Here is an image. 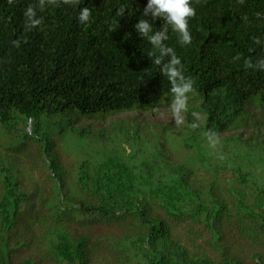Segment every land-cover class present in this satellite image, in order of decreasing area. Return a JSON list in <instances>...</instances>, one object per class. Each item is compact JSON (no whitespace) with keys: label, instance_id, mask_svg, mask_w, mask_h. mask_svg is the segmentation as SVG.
<instances>
[{"label":"trees","instance_id":"16d2710c","mask_svg":"<svg viewBox=\"0 0 264 264\" xmlns=\"http://www.w3.org/2000/svg\"><path fill=\"white\" fill-rule=\"evenodd\" d=\"M30 3L0 0V156L31 173L0 165V264H264V71L244 66L264 57V0H192V42L169 30L195 81L179 125L134 27L147 0H58L26 31ZM80 114L136 121L87 153L62 124Z\"/></svg>","mask_w":264,"mask_h":264},{"label":"clouds","instance_id":"9594fccd","mask_svg":"<svg viewBox=\"0 0 264 264\" xmlns=\"http://www.w3.org/2000/svg\"><path fill=\"white\" fill-rule=\"evenodd\" d=\"M11 2L12 0H9V3ZM57 2L58 0H36V3H30L23 11L25 30L32 31L41 25L42 17L38 16L37 7L42 11L46 5ZM60 2L73 7L80 4V0H60ZM126 10H128L127 4L121 3L117 9V16L122 17ZM195 15L196 9L192 6V0H147L139 22L134 26L138 35L151 45L146 55L151 59L152 65L159 68L160 73L167 78L171 85L169 108L177 125L183 123L182 114L188 110V94L195 92V81L184 74L181 59L176 55L174 49L165 42L169 38V30H171L176 34L181 46L190 44L192 35L189 30V19ZM91 17L92 9L90 7L79 8L77 19L81 24L89 23ZM156 19L163 21L159 30H154L151 22ZM119 26V19H113L109 24V30L114 32ZM20 43V40L13 41L16 47H19ZM256 43L264 44V40L257 38ZM235 59H239V57ZM244 66L245 68L264 71V57L258 58L255 63L251 59H246ZM153 110L156 111L157 109L154 108ZM192 127L196 128L198 125L194 123ZM217 142H219L218 136L214 143Z\"/></svg>","mask_w":264,"mask_h":264},{"label":"rangeland","instance_id":"374dc122","mask_svg":"<svg viewBox=\"0 0 264 264\" xmlns=\"http://www.w3.org/2000/svg\"><path fill=\"white\" fill-rule=\"evenodd\" d=\"M165 111V112H163ZM157 116L159 119H173L171 115L170 108H163L157 110ZM123 117H129V113L122 114ZM107 118H103L101 115L97 116H87L80 114L75 123L72 124L70 122L64 121L62 124L66 126L67 130L72 132V130H75L76 133H79L82 135V138L84 139V144H86V148L90 150V152L87 153H94L95 151L99 150L97 148H100L102 146H107L109 144H113L112 147H114V144L121 143L124 135L122 134L123 131L126 129H129L130 127L134 126L136 119L131 121L130 119H119L115 121H111L112 126L106 127L104 125L103 121H105ZM91 120H96L98 123L91 122ZM104 126L106 129H102L100 126ZM25 130V127H22ZM30 132V130H29ZM56 133H61L64 135V138L67 137V143L71 147L72 144H75V139L71 137L68 134H65V132H60L58 130L55 131ZM22 134V136H20ZM24 131H21L20 133L16 134V138L13 140L14 145H21L26 143L27 141H39L38 135L35 132L32 136H23ZM21 137V138H18ZM104 147V148H105ZM0 165L1 166H8L11 167L10 163L7 159L0 156ZM20 167H11V170L13 173L18 174L20 173L21 176H24L25 174L31 175L29 172H19Z\"/></svg>","mask_w":264,"mask_h":264}]
</instances>
